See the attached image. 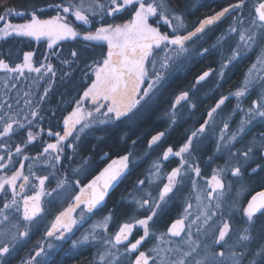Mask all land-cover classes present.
I'll list each match as a JSON object with an SVG mask.
<instances>
[{
	"label": "snow or ice",
	"instance_id": "6c2138e0",
	"mask_svg": "<svg viewBox=\"0 0 264 264\" xmlns=\"http://www.w3.org/2000/svg\"><path fill=\"white\" fill-rule=\"evenodd\" d=\"M248 7L249 0H233L192 25L171 0H59L48 4L55 13L51 18H40L37 13L46 9L36 8L28 22L19 24L11 23L9 16L24 13L10 7L0 14V40L10 36L46 39L50 55L69 66L61 79L71 78L72 70L83 58L74 49L69 50L68 57L54 51L61 41L107 43V52L101 59L92 63L84 60L82 95L71 101L75 108L62 117L59 131L49 128L45 132L41 126V106L57 77L56 69L47 62L49 56L45 55L44 63L38 67L33 62V51L24 52L22 62L14 64L0 54L5 89L16 88L17 81L27 79L26 73L36 74L34 85L41 77L47 78V86L38 96L35 88H17L15 96L9 91L0 96V264H12L18 246L40 223L38 218H43L45 212L44 195L72 201L50 222L44 236L56 241L67 237L72 249L95 246V264H264V226L257 228L258 218L264 217V191L252 196L246 207L240 206V197L248 190L244 176L264 174V131L252 135L243 149L235 148L256 122L264 123V0H255L252 10L245 14ZM124 14L130 18L116 22ZM225 21L227 27L217 34ZM213 52L220 55L218 68L202 71L188 89L174 96L164 114L167 128L150 136L143 156L150 157L164 148L168 132L177 126L183 109H188L189 114L197 109V86L202 88L215 73L218 89L219 82L238 61L253 52L257 56L241 84L228 95H221L175 150L168 146L152 160L143 178L136 179L126 198L130 208L125 213L127 218L117 223L109 211L95 219L106 206L109 191L127 179L130 165L139 154L130 150L112 159L98 175L81 185L76 177L87 173L93 162L92 157L79 156L81 137L101 125H135L157 103L173 75L186 70L194 57H207ZM253 90L258 92V98L245 108ZM230 98L236 101L234 109L223 117L222 106ZM85 102L93 107L86 108ZM237 113L242 114V119L234 131H229V119ZM218 119L222 125L219 128ZM45 134L55 142L40 140L39 154H26L29 145ZM209 137H215L214 156L226 159L224 166L213 168L206 179L201 176L198 152ZM131 143L135 145L136 140ZM77 158V167L63 168L65 162L72 165ZM106 159L107 153L101 161ZM29 160L33 164L46 163L51 171L36 175L29 168L26 174L24 162ZM208 160L212 161L213 156ZM173 162L176 166H172ZM68 172L72 173L71 179ZM49 175L56 186L45 192ZM228 175L236 178L235 190ZM33 178L39 182V191L25 195ZM178 201V216L162 230L158 222ZM237 211L244 217L242 227L234 224ZM85 224L89 227L73 239L74 229L79 231L77 226ZM113 224L115 228L110 231ZM134 231L137 237L133 239ZM53 247L48 240L38 242L21 264H50L49 251Z\"/></svg>",
	"mask_w": 264,
	"mask_h": 264
},
{
	"label": "trees",
	"instance_id": "16d2710c",
	"mask_svg": "<svg viewBox=\"0 0 264 264\" xmlns=\"http://www.w3.org/2000/svg\"><path fill=\"white\" fill-rule=\"evenodd\" d=\"M197 0H171V4L177 11L182 12L189 25L195 24L198 20L204 18L207 15H211L215 12V9L211 4H209L208 0L206 4L201 5L199 7H194ZM53 2H59V0H0V14H4L8 8H14L16 11L24 13V15L17 16L12 14L9 16V21L14 24L25 23L28 22L30 19V13L36 8H43L46 9L44 12H38L37 14L42 19H49L55 13L53 10L48 9V4ZM215 7V6H214ZM130 17L126 14L122 15L120 19L116 22H126L127 19ZM48 41L46 39H41L40 41H36L32 38L27 37H17V36H10L6 39L0 40V54H3V58L7 60L9 63H20L22 62L23 53L27 51H33L36 55L33 57V62L36 66H41L44 63L43 57L45 55L49 56V60L47 62L51 63L53 67L57 71L56 83L52 86V90L48 94V98L45 100V103L41 106V111L43 113L44 119L41 121V126L45 129V132L49 128L54 131H59L62 128V117H65L69 114V109L75 108V105L71 103L72 100L77 98L78 95H82L80 92L81 87L83 86L82 81V70L84 66V60L86 59L88 63H92L94 60H99L102 58L104 54L107 52V43H95V42H83L81 40L76 41H61L60 44L56 46L54 51L58 52L62 57H68L69 50L74 49L82 54V59L79 61L78 66L72 70L71 78H64L61 79L63 71L67 70L69 66L62 65L60 60L57 59L56 56L50 55L48 47ZM196 58V57H194ZM198 60V59H197ZM195 61L194 63L190 64L189 67L182 71L178 72L173 75L167 83L166 88L163 91L164 96L166 94L174 95L179 93L180 91L188 89L191 85L195 77L204 70L208 68H218L216 66H211L210 61L203 62L201 60ZM253 63L252 59H247L245 61L237 62V66L232 69L230 73H226L224 80L220 81L221 88L219 90V95H214V90L216 89V82L212 78L210 83L203 88V92L205 94L212 95L210 100H207L204 109L207 112L216 102V100L221 95H228L230 91H234L238 85L241 84L242 78L246 73L247 69ZM2 75V79L4 78V73L0 72ZM25 76L27 79H21L17 81L16 88L5 89V91H9L11 95L15 96L16 90L24 89V90H32L33 88L37 89L36 95L42 94L44 87L47 86L46 77H41L38 84L33 83L36 74L35 73H26ZM215 76V73H213ZM94 79V77H93ZM219 84V85H220ZM1 85H3V81H1ZM201 87H197L199 91ZM2 93V92H1ZM0 93V94H1ZM255 93H258L256 90H253L250 94L253 97ZM3 95V93H2ZM161 95V96H162ZM61 100L64 101V104L61 105ZM246 106L245 108L251 105L250 101L244 103ZM55 112V116L52 113ZM238 116V115H237ZM234 116V120H237V117ZM239 120V119H238ZM237 125V123H236ZM235 125V126H236ZM106 129V130H105ZM153 132V128L146 126V129L138 131V128L134 129L132 126L127 124H119V125H110L104 128H99L95 131V136H87L81 140L80 143H102L99 147L95 148V153L101 152L104 149L112 153H118L122 150L127 154L128 151H132L134 148L131 141L140 139V141L136 143H148L147 139L148 136L151 135L150 133ZM155 133V132H154ZM152 133V134H154ZM94 134V133H93ZM92 134V135H93ZM251 134L256 135L257 133H250L248 136L244 137V140H250ZM170 135V133H169ZM40 140L44 142H54V138L45 135H42L37 143L29 145V147L25 150L26 154L30 156L38 155L41 150ZM215 139H210L206 141V145L204 146V150L202 151V171L201 174L204 178H210L213 168L218 166H224L226 158H218L214 156V143ZM116 143H124L123 147L118 148ZM247 143H238L239 146H244ZM213 156L212 161H208V157ZM43 157H41V160ZM39 162V161H38ZM25 173L27 174V169L31 163V160L24 162ZM37 163V162H36ZM58 167H60L58 165ZM64 169H68V163L63 164ZM70 178V172L67 173ZM71 179V178H70ZM228 180L232 179L231 175H228ZM244 182L247 184V194L246 198L241 201V205H245L248 199L253 196L254 194L262 191L264 189V174L256 175V174H246L243 178ZM236 182V180H235ZM48 186L50 188H54L56 186L55 179H50L48 182ZM48 202L46 200L44 205ZM57 201L53 200L51 207L55 208ZM128 204V203H127ZM174 209L172 210L171 207L166 210V214L161 218L158 222V227L164 230L168 223L176 218L181 210V206L179 204H175ZM174 206V205H173ZM129 207H126L125 213L129 211ZM49 221L50 217H47ZM127 217L124 215L123 219ZM48 222V221H47ZM49 222L47 225H44V229L36 228L31 230L29 235V240L27 239L21 245L18 246V250L14 253V258L12 264H21V261L24 260L28 255L36 248L38 242L45 240L53 241V238H46L44 233L49 226ZM234 224L236 227H242L244 224V217L241 213L235 214L234 217ZM1 226V225H0ZM264 226V217H259L257 221V228ZM29 241V242H28ZM88 253V250H83L82 253L77 254L74 258L66 257L62 259L61 264H84L87 259L93 257L91 263L95 264L96 261V254L92 256V253ZM18 257H16V256ZM50 264H53L50 263Z\"/></svg>",
	"mask_w": 264,
	"mask_h": 264
},
{
	"label": "flooded vegetation",
	"instance_id": "af4514ba",
	"mask_svg": "<svg viewBox=\"0 0 264 264\" xmlns=\"http://www.w3.org/2000/svg\"><path fill=\"white\" fill-rule=\"evenodd\" d=\"M206 1L207 0H202L198 5H195L194 7L195 8L199 7V6L203 5L204 2H205L204 3V5H205ZM208 2H209V4H211V6H213L215 11H218V10H220L221 7L227 6L229 3L233 2V0H208ZM252 4H253V0H249V7L244 9L245 14H247L249 11L252 10L251 9ZM227 25H228V21L223 22L220 29L218 30L217 34L219 33V31H222L223 28H226ZM256 56H257V53L253 52V53L249 54V56L245 60L252 59V61L254 62L256 59ZM197 59L201 60L203 62H206L209 60L211 66L213 65V66L218 67L220 55L216 52H213L211 55H208L207 57L193 58L192 63H194ZM245 60H243V61H245ZM213 77H209V80L207 82H205L204 86L202 88H200L199 91L197 90V96L195 97V102L197 103V109L192 112L193 114L191 116H188V114H187L188 109H183L182 110V116L179 119L177 126L172 128L168 132V135L166 137V142L164 143V148L160 149L159 151H157L154 155H151L150 157H145L146 159L139 162L138 164L133 163L132 165H130V174H127V179H123L122 182H120L118 184V186L114 187L113 189H111L109 191V195L105 200L106 206L104 207V209L100 213V215L95 217V219H99L101 216L106 215L109 211H112L116 217L117 223L125 220V219H123V217L125 215V210H126V207H129L127 204L128 202H127L126 198L129 196L136 179L138 177L143 178V176L146 172V169H148L147 168L148 164L152 163V160L155 159L157 156H159L163 150H165L168 146H174V150H175V147L179 146V144L183 141L186 133L190 129H193V128L199 126V124L205 119V113L206 112L204 109V105H205L206 101L210 100L211 98H208V99L205 98L206 92H203V88H205L206 85L210 83V81ZM219 84H220V82H219ZM220 86H221V84L219 85L218 89L217 88L215 89L216 91H214V95H216V94L219 95V90L221 88ZM198 87H200V86H198ZM178 94L179 93L174 94V95L166 94V96H164V95L160 96L157 103L152 106V108L149 110L148 114L143 118V120L137 126L138 131L143 130L144 128L146 129V126H148V128H150V127L153 128V132L150 133L151 135H154L158 131H164L168 126L164 114H165L166 110L170 107L169 102L174 98L175 95H178ZM233 100H235V99L230 98L229 104L227 106H226V104L224 106H222L224 109L222 116L228 117V114L234 109L235 104L233 103ZM237 115H238V113H237ZM237 115H235V116L237 117ZM231 118L233 121L234 117H231ZM104 127H107V126L104 125L100 128H104ZM152 133H154V134H152ZM169 133H170V135H169ZM151 135L148 136L147 142L149 141ZM209 138H211V137H209ZM212 138L215 139V137H212ZM138 141H140V139L136 140V142H138ZM206 141L207 140H204L203 142L206 143ZM248 141L243 140V143H248ZM54 142H51V143H54ZM214 143H215V141H214ZM101 144L102 143H80L79 156L80 157H84V156L92 157V161H93L91 168L88 170L87 173H85L82 176L76 177V178L80 179L81 185H83L86 181H89L90 179L94 178L95 175H98L99 171L102 170V168L105 167L107 165V163H110L112 159H119L122 155H125L124 154L125 152L123 150H122V152L119 151L118 153H112L111 154V152L106 151V149H104L101 152L95 153V148L99 147V145H101ZM147 144L148 143H136L135 145H133L134 148L132 149V151L135 154H139V155H137L136 159L144 157L143 153L148 151ZM123 145H124V143H116V146L118 148L123 147ZM202 146L203 145H201L200 148ZM203 150H204V147H203L202 151ZM202 151L199 150V152H198L199 164L201 167V174L203 173L202 164H201V162H203L202 154H201ZM105 153L108 154L109 159H106L105 161H101V157L104 156ZM165 164L167 165V162H165ZM78 165H79V158H77L76 161L72 165L68 164L69 167H77ZM172 166H176L175 162H173ZM166 170H170V168L166 167ZM70 178H72L71 172H70ZM198 182L200 183V181H198ZM262 191H264V189ZM256 194H254V195H256ZM251 197L248 199V201L251 200ZM247 202L245 203L244 207L246 206ZM71 203H72L71 200H66L62 204L56 203V205L54 206L55 208L51 207V209H53V212L50 213L49 216H47V217H50V220L53 221L55 216L58 215L60 211L65 210V208ZM176 204L180 205V202L178 201ZM175 206L177 207V205H175V204H174V206L172 205L170 207L173 210ZM79 211L80 210L77 209V213H79ZM129 211H130V209H129ZM47 219H46V221H44L42 223L41 226H39V227L37 226L34 229L36 230V228H40V227H41V229H44L45 228L44 225H47L48 222L49 223L51 222ZM77 227L79 228V231H76V229H74L75 236H73V239L77 238L80 235V232H83L85 228L89 227V224H85L83 227H80L78 225ZM114 228H115L114 224L110 225V231L113 230ZM136 237H137V232L134 231L133 239ZM28 240H29V238H28ZM44 240H45V238H44ZM53 241L61 243V247L58 250H56L55 253H53V257L50 259V263L53 262V264H61L62 259L66 258V257L73 256L75 258L77 256V254L82 253L83 250H88L87 255L89 253H92V256L94 254H96L95 253L96 247L93 245H85L84 247L77 250L76 252L75 251L72 252V250L70 251L69 246H71V243L67 237L65 238L64 241H56V240H54V238H53ZM53 241H49V242H53ZM16 257H18V256H16ZM92 260H93V257L90 259H87V261H85L84 264H91Z\"/></svg>",
	"mask_w": 264,
	"mask_h": 264
},
{
	"label": "rangeland",
	"instance_id": "374dc122",
	"mask_svg": "<svg viewBox=\"0 0 264 264\" xmlns=\"http://www.w3.org/2000/svg\"><path fill=\"white\" fill-rule=\"evenodd\" d=\"M201 1H202V0H197L196 3H195V5H198ZM254 2H255V0H253V3H254ZM9 20H10V19H9ZM1 77H2V75L0 74V93L2 92V93L4 94L5 89H4V86L1 85V81H3V79H2ZM146 83H147V82H146ZM197 87H198V86H197ZM215 87H216V86H215ZM2 93L0 94V96H3ZM211 96H212V95H208V94H206V95H205V98L208 99V98H210ZM257 98H258V93H255L253 97H252L251 94H250V95H249V98L245 101V103H246V102H249V101H250V103H251L252 101L256 100ZM229 102H230V99H229L228 101H226V103H225L226 106L229 104ZM233 103L235 104L236 101L233 100ZM245 106H246V105L244 104V107H245ZM85 107L88 108V109H91L93 106H92L90 103L85 102ZM203 111H204V110H203ZM187 114H188V116H191L193 113L189 114V110H188ZM223 117H224V116H223ZM238 119H239V120L242 119V114L238 113L237 120H236V121L234 120V122L232 121V118L229 119V131H234V130H235V128H236L235 125H236V123H238V121H239ZM142 120H143V119L137 121V123H136L135 125H133L132 128L136 129L137 126L139 125V123H140ZM216 123H217V128H219V127L222 126V125L220 124V120H219V119L217 120ZM102 126H104V125L99 126V128L102 127ZM261 131H264V123L256 122V124L253 126V128H252V130H251V133H259V132H261ZM93 133H94V134H93ZM92 134H93V135H92ZM92 134H87V135L82 136V137H81V140L84 139V138L87 137V136H95V131L92 132ZM252 135H253V134H251V136H252ZM210 139H213V138L211 137ZM206 140H208V139H206ZM243 140H244V139H243ZM80 142H81V141H80ZM241 144H242V143H241ZM202 145H203V146L200 148V151H202V149H203V147L206 145V143L203 142ZM235 148H236V149H243V146H239L238 143H237V144L235 145ZM213 153H214V152H213ZM145 157H146V156H144V157H142V158H138V159H136L134 163L138 164L139 162H141V161H143L144 159H146ZM42 160H43V159H42ZM42 160H41V161H42ZM208 161H209V160H208ZM150 166H151V163L148 164L147 168L149 169ZM29 168H31V169L35 172L36 175H46V174H49V172L51 171L50 169L47 168L46 163H42V162H40V161L37 162V163H35V164L31 163L27 170H29ZM148 169H146V171H147ZM27 173H28V171H27ZM53 178H54L53 176L49 175V180H50V179H53ZM232 179H234V180H233V181L230 180V181L233 182V189L235 190V189L238 187V185H237L236 182H235L236 178H235V177H232ZM48 182H49V181H46L45 186H44V187H45V192H47V191H49V190L51 189V188L48 186ZM200 183H203V181H200ZM32 184H35L36 187H32V186H31ZM38 184H39V182L36 181V180L33 178V179L30 181V185H29V187H28V190L25 192V195H35V194H37V192L39 191ZM71 187H72V186L70 185V189H71ZM246 193H247V191L244 192V193L241 195V197H240V206H241V207H244V205H241V201H242L244 198H246V197H245V196H246ZM46 200H48V202L44 205V202H45ZM52 201H53V198H52V197H49V196H47V195H44V196L42 197V204H43V206H44V208H45V212L42 214V217H43V218H38V219L40 220V223L37 225L38 227L41 226L42 223H43L44 221H46L47 216H49V214L53 212V209H51ZM55 201H57V203H59V204H62V203H64L66 200H65L64 198H60V199H57V200H55ZM245 207H246V206H245ZM237 213H240V212L237 211ZM241 214H242V213H241ZM37 226H36V227H37ZM0 227H3V226L1 225ZM33 229H34V228H33ZM33 229H32V230H33ZM69 235H71V234H69ZM78 237H79V236H78ZM78 237H77V238H78ZM52 243L54 244V247L49 251V260L53 257V253H55L56 250H58V249L61 247V243H59V242H54V241H53ZM57 246H59V247H57ZM84 246H85V245L79 246V247L76 248V249H72L71 246H69V247H70L69 249H70V251L72 250V252H73V251L76 252L77 250L81 249V248L84 247ZM95 253H96V252H95ZM91 264H93V263H91Z\"/></svg>",
	"mask_w": 264,
	"mask_h": 264
}]
</instances>
